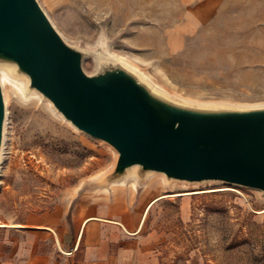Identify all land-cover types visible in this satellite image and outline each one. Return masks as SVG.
Instances as JSON below:
<instances>
[{
    "label": "rangeland",
    "instance_id": "1",
    "mask_svg": "<svg viewBox=\"0 0 264 264\" xmlns=\"http://www.w3.org/2000/svg\"><path fill=\"white\" fill-rule=\"evenodd\" d=\"M112 1L37 0L63 40L86 53L87 74L122 65L181 105L264 107V0H114L116 9ZM8 71L10 77L0 68L6 96L0 243L34 217L62 215L77 189L105 193L131 182L136 190L132 179L90 190V182L111 171L115 153L27 91L25 76L14 79ZM143 186L139 193L151 202L140 232L157 238L161 264H264L260 191L166 185L159 175Z\"/></svg>",
    "mask_w": 264,
    "mask_h": 264
},
{
    "label": "water",
    "instance_id": "2",
    "mask_svg": "<svg viewBox=\"0 0 264 264\" xmlns=\"http://www.w3.org/2000/svg\"><path fill=\"white\" fill-rule=\"evenodd\" d=\"M86 53L66 43L37 0H0V68L28 79L78 132L115 153L90 190L149 175L166 185L221 183L264 194V107L204 109L170 101L122 65L94 74ZM6 103L0 85V158ZM131 183V182H129Z\"/></svg>",
    "mask_w": 264,
    "mask_h": 264
},
{
    "label": "crops",
    "instance_id": "3",
    "mask_svg": "<svg viewBox=\"0 0 264 264\" xmlns=\"http://www.w3.org/2000/svg\"><path fill=\"white\" fill-rule=\"evenodd\" d=\"M114 188L77 189L62 215L32 218L0 243V264H161L157 238L140 232L151 201L129 183Z\"/></svg>",
    "mask_w": 264,
    "mask_h": 264
},
{
    "label": "bare ground",
    "instance_id": "4",
    "mask_svg": "<svg viewBox=\"0 0 264 264\" xmlns=\"http://www.w3.org/2000/svg\"><path fill=\"white\" fill-rule=\"evenodd\" d=\"M9 77H10V74H9V71H8V68H6V72H5ZM14 78V77H13ZM10 79H12V78H10ZM15 79V78H14ZM0 85H1V87H2V92H3V83H2V79L0 78ZM34 93V92H33ZM34 94H36V93H34ZM36 95H38V94H36ZM3 96H4V92H3ZM5 97L6 96H4V101H5ZM69 123V122H68ZM71 128V127H70ZM134 180V179H133ZM121 182V181H120ZM120 182H118V183H120ZM114 184H117V183H113V185ZM147 209H148V207H147ZM146 209V210H147ZM0 226H2V224H0Z\"/></svg>",
    "mask_w": 264,
    "mask_h": 264
}]
</instances>
